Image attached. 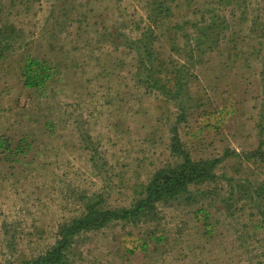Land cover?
I'll return each instance as SVG.
<instances>
[{"label":"rangeland","instance_id":"rangeland-1","mask_svg":"<svg viewBox=\"0 0 264 264\" xmlns=\"http://www.w3.org/2000/svg\"><path fill=\"white\" fill-rule=\"evenodd\" d=\"M24 1L0 0V19L22 27L32 50L39 47L49 58L62 50L54 60L64 83L40 98L18 81L20 57H11L0 72V137L15 146L27 136L36 146L20 163L0 154V264L44 254L58 224L79 213L81 195L101 194L107 207H129L140 185L174 159V105L139 89L128 74L132 55L123 44L145 20L142 0H30L28 9ZM79 16L85 17L81 24ZM162 46L169 52L165 41ZM255 47L250 40L242 52ZM225 56L222 49L196 67L189 104L198 107H190L178 127L194 160H223L216 182L194 189L188 201L159 205L150 223H114L84 235L74 244L72 264H264V226L255 229V211L238 201L244 193L235 187L230 195L229 188L238 180L264 184V165L251 158L256 150L264 152V82L255 58L243 56L225 67ZM69 119L82 122L75 125L82 139ZM45 120L56 122L54 136ZM86 136L104 169L91 168L88 151L80 147ZM229 195L232 200L224 202ZM200 209L209 213L210 239L203 235Z\"/></svg>","mask_w":264,"mask_h":264},{"label":"trees","instance_id":"trees-1","mask_svg":"<svg viewBox=\"0 0 264 264\" xmlns=\"http://www.w3.org/2000/svg\"><path fill=\"white\" fill-rule=\"evenodd\" d=\"M142 2L145 20L136 28L137 36L132 38V35H128L123 44L124 49L132 55V61L127 63L128 74L132 76L139 89L150 94L156 92L162 101L174 105L177 119L171 128L169 140V150L174 159L156 169L146 184L140 185V189L135 191L136 197L127 208L107 207L101 194L81 195L79 213L58 224L54 244L44 254L23 264H72L74 244L84 235L100 232L114 223L124 225L150 223L154 220L159 205L181 199L188 201L194 189L216 182L217 169L223 160L219 158L194 160L182 144L178 133L179 125L186 121L188 109L198 107L191 106L194 100L191 97L190 86L192 87L197 80L194 74L196 67H202L210 55L220 54L224 49L225 67H229V63L234 64L243 56H246L247 60L255 58L260 63L259 78L264 82V0L254 2L142 0ZM57 3L59 5V2ZM30 4V0H25L21 6L28 9L27 6ZM84 18L79 16L77 24H81ZM24 33L22 27L9 21L5 23L0 19V72L8 69L7 63L11 57H20L17 78L22 88L37 94L40 98L47 97L48 93L51 94L50 91L53 92L50 89L53 84L64 83L61 64L54 60L62 50L58 53L53 52L49 58L39 47L34 50L29 48L30 42L25 45ZM111 36L110 33L107 37ZM125 37L122 35V38ZM162 40L169 46V52L163 50ZM250 40H254L259 49L255 47L251 54L242 52V48L246 49ZM113 45L117 48L122 47L117 43ZM67 121L70 126L82 125V122L71 123L70 119ZM76 126L74 127L77 130L76 134L82 139V128L78 129ZM44 128L54 136L56 122L45 120ZM83 142L80 147L88 151L91 168L104 169L105 163H98L99 150L90 148L91 138L86 136ZM35 148V144L29 141L27 136H20L15 146L10 139L0 137V154L17 158L18 163ZM253 157L264 165V152L256 150L251 158ZM235 187L240 193H244L238 201L245 200L249 208L255 211L251 217L260 221L255 229H261L264 226L262 204L264 184H253L249 180H238L232 184L231 181L230 195H233ZM230 195L224 202L232 200ZM198 216L204 225L203 235L210 239L213 225L210 223L208 211L200 209ZM157 240L160 241L161 238ZM139 241L140 249L144 251L147 248L146 241L143 238ZM260 257L264 258V253ZM260 263L262 262H257Z\"/></svg>","mask_w":264,"mask_h":264}]
</instances>
